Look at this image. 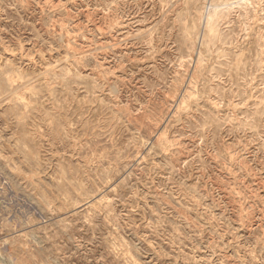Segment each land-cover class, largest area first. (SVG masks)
Instances as JSON below:
<instances>
[{"label": "rangeland", "instance_id": "374dc122", "mask_svg": "<svg viewBox=\"0 0 264 264\" xmlns=\"http://www.w3.org/2000/svg\"><path fill=\"white\" fill-rule=\"evenodd\" d=\"M0 264H264V0H0Z\"/></svg>", "mask_w": 264, "mask_h": 264}]
</instances>
